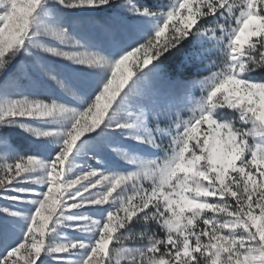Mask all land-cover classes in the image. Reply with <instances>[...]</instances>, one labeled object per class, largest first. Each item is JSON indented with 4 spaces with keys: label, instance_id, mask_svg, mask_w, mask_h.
<instances>
[{
    "label": "snow or ice",
    "instance_id": "snow-or-ice-1",
    "mask_svg": "<svg viewBox=\"0 0 264 264\" xmlns=\"http://www.w3.org/2000/svg\"><path fill=\"white\" fill-rule=\"evenodd\" d=\"M0 264H264V0H0Z\"/></svg>",
    "mask_w": 264,
    "mask_h": 264
}]
</instances>
